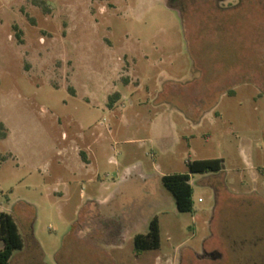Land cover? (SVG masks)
<instances>
[{
	"label": "rangeland",
	"instance_id": "obj_1",
	"mask_svg": "<svg viewBox=\"0 0 264 264\" xmlns=\"http://www.w3.org/2000/svg\"><path fill=\"white\" fill-rule=\"evenodd\" d=\"M173 3L0 0L9 264H264V0ZM212 158L178 211L160 176Z\"/></svg>",
	"mask_w": 264,
	"mask_h": 264
},
{
	"label": "trees",
	"instance_id": "obj_2",
	"mask_svg": "<svg viewBox=\"0 0 264 264\" xmlns=\"http://www.w3.org/2000/svg\"><path fill=\"white\" fill-rule=\"evenodd\" d=\"M174 0H168V5L173 6ZM181 10L182 8H178ZM118 96L114 93L109 98V106L112 107L114 99ZM7 136V129L0 121V139ZM187 173L168 174L161 176V183L172 194L176 208L180 212H192L193 189L190 184L191 173H211L223 169L222 158L188 160ZM0 264H9L12 254L23 247V238L11 213L0 211ZM136 254L157 249L160 246L159 223L157 217H153L145 234H137L133 238Z\"/></svg>",
	"mask_w": 264,
	"mask_h": 264
},
{
	"label": "crops",
	"instance_id": "obj_3",
	"mask_svg": "<svg viewBox=\"0 0 264 264\" xmlns=\"http://www.w3.org/2000/svg\"><path fill=\"white\" fill-rule=\"evenodd\" d=\"M207 93V92H206ZM204 94V97H206L207 95L208 96H210L211 94ZM193 112V111H192ZM207 112V110H205L204 111V113H206ZM208 114H209V112H208ZM193 117V116H192ZM191 118V117H190ZM197 122V121H196ZM87 149L89 150V152H90V154H92L93 153V151H92V149H91V145H87ZM79 155H80V159H81V156L84 158V160H82L83 162H85V163H90L91 162V159L89 158V156L87 155V152L86 151H84L83 149L81 150H79ZM161 177V176H160ZM190 182V181H189Z\"/></svg>",
	"mask_w": 264,
	"mask_h": 264
}]
</instances>
